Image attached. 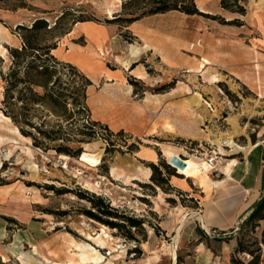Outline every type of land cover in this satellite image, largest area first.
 Returning a JSON list of instances; mask_svg holds the SVG:
<instances>
[{"label": "rangeland", "instance_id": "obj_1", "mask_svg": "<svg viewBox=\"0 0 264 264\" xmlns=\"http://www.w3.org/2000/svg\"><path fill=\"white\" fill-rule=\"evenodd\" d=\"M24 4L0 5L2 74L11 68L9 49L22 47L18 26L37 18L53 25L66 14L59 31L70 33L58 38L52 55L76 67L92 85L86 91L87 112L73 114L69 107L71 119L57 121L40 107L32 109L33 123L59 131L55 144L71 150L64 154L52 150L53 143L48 150L34 147L23 136V124L4 115L3 108L17 122L23 120V102L17 100L23 85L3 107L6 84L0 77V264H173L174 249L176 264H249L252 255L239 249H263L264 219L241 220L225 232L205 228L200 211L206 200L215 199V189L204 185L203 171L180 174L168 154L206 163L214 152L221 155L219 172L207 174L213 183L228 160L240 159L253 146L264 150V0H215L192 16L178 11L143 16L148 0ZM114 17L147 18L154 45L128 31L132 23L126 20L105 24ZM77 19L116 32L93 45L79 23L72 26ZM86 120L97 123L92 131L84 128ZM82 153L96 156L98 165L81 162ZM138 167L148 169L150 177ZM77 192L100 196L145 223L130 233L107 228L102 234V225L81 214L89 204ZM79 244L102 259L93 262L92 250L84 255ZM261 260L260 254L257 264Z\"/></svg>", "mask_w": 264, "mask_h": 264}, {"label": "trees", "instance_id": "obj_2", "mask_svg": "<svg viewBox=\"0 0 264 264\" xmlns=\"http://www.w3.org/2000/svg\"><path fill=\"white\" fill-rule=\"evenodd\" d=\"M26 0H0V5L5 3L19 4L18 8H24L23 2ZM221 7H225V2H221ZM145 12L143 16H151L156 14H164L171 11H178L186 15H201L197 10L194 0H148V6H144ZM66 14H63L57 21L51 25L45 19L37 18L28 26H18L17 29L23 34H19L22 42V47L18 49H9L12 57L11 68L8 73L2 74L0 70L1 80L6 84L3 107H6L9 100H13V91L17 85H23V97L21 91L18 92L17 100L23 102V120L17 122L16 117L11 116L5 108L3 113L7 117H11L15 123L23 124V136L31 138L33 146L50 149L57 153L70 154V149L62 144H55L60 139L59 131H45L40 126L32 122V109L37 106L46 111L51 117L57 121L68 120L72 118V112L69 107L74 108L73 114H83L87 112L86 91L92 84L90 80L82 74L76 67L68 63L58 62L52 55V51L57 49L58 38L70 33L69 28L59 31L61 21L64 20ZM141 17L123 19L114 17L111 20H106L105 24H113L122 20L134 23ZM90 22L86 19L73 20V25L77 23ZM0 63L2 60L0 59ZM65 80V82L63 81ZM40 89L41 92L37 90ZM22 119V118H21ZM88 130L92 131L97 124L96 122L89 123L85 121ZM27 128V129H26ZM37 133L36 134H34ZM81 149L76 151V156L79 155ZM159 185V184H157ZM55 193H61L62 190H57L53 186L48 188ZM77 197L88 202L89 206L81 210V214L94 222L99 223L111 230L126 229L130 233L131 229L141 227L145 222L119 212L113 208L111 204L100 196L89 194L88 192H77ZM66 215L67 212H62ZM264 219V197L256 204L251 214L245 219L243 224H249L253 221ZM129 235V234H128ZM130 238L132 236H129ZM261 244L263 249L249 251L245 248L239 249L241 252H248L253 259L249 264L259 263L260 254L264 264V230L261 233ZM137 251V250H135Z\"/></svg>", "mask_w": 264, "mask_h": 264}, {"label": "crops", "instance_id": "obj_3", "mask_svg": "<svg viewBox=\"0 0 264 264\" xmlns=\"http://www.w3.org/2000/svg\"><path fill=\"white\" fill-rule=\"evenodd\" d=\"M215 0H195L200 12L207 10L210 3ZM147 18L132 23L127 29L140 41H151V35H155L147 27ZM93 45H100L112 37L116 28L97 25L92 22L79 23ZM261 29L264 24L261 21ZM154 45L153 40L149 43ZM264 150L253 146L246 153L235 159V164L230 166L228 172L221 170V179L212 183L211 189H215V199L206 200L200 218L203 226L222 232L231 230L241 220H245L252 212L256 204L264 197V175L261 164Z\"/></svg>", "mask_w": 264, "mask_h": 264}, {"label": "bare ground", "instance_id": "obj_4", "mask_svg": "<svg viewBox=\"0 0 264 264\" xmlns=\"http://www.w3.org/2000/svg\"><path fill=\"white\" fill-rule=\"evenodd\" d=\"M205 63H207V62H205ZM201 67H203V66H201ZM213 79L215 80V82L217 81V77H213ZM3 117L5 120L9 121V118H7L5 116H3ZM230 145L235 146L236 149L239 151H243V148L236 146L233 143H230ZM220 150H222V149H220ZM173 156L180 158V156L177 154L169 153L168 154V161ZM185 156H186L185 159H181L183 161V163L185 164V167H184V169H181L178 167L179 173L186 176V177H191L192 175L198 176L203 171L204 172V177H203L204 185L206 187L211 186L212 183H210L211 181L209 180V178L207 176V174L209 173V170H210L209 165L206 162H204L203 160L194 158L193 156H188L186 154H185ZM80 161L83 163L89 164L91 166H97L99 163L98 158L96 156L86 154V153L81 154ZM233 164H235V159L228 160L227 164L222 168V171L227 173L230 166H232ZM138 173L143 175L144 177H146V179H148L150 177V171L148 169H142V168L138 167ZM101 227H102V234H106V232L104 230L107 229V227H105V226H101ZM181 227H182V222H181V225L179 226L178 230H180ZM100 238H101V234H98L96 237V240L99 244H102ZM78 248L83 252L84 255L88 252H91L90 250H92V252L94 253V257L91 258V260L93 262H99L102 259L101 255L98 252L94 251L93 249H90L89 247H86L85 245L79 244ZM172 260H173V264H176L177 255H176L175 249L172 251Z\"/></svg>", "mask_w": 264, "mask_h": 264}, {"label": "built area", "instance_id": "obj_5", "mask_svg": "<svg viewBox=\"0 0 264 264\" xmlns=\"http://www.w3.org/2000/svg\"><path fill=\"white\" fill-rule=\"evenodd\" d=\"M200 45V41L198 40L197 42H195L194 44H191L190 46H189V49H188V51L189 52H192L193 50H194V48L196 47V46H199ZM223 157L221 156V155H219V154H217V153H215L214 152V157L213 158H211L208 162H207V164L209 165V167H210V170H209V172H211L212 171V173H217V172H219V170H220V167L223 165V159H222ZM262 164H263V171H264V160L262 161Z\"/></svg>", "mask_w": 264, "mask_h": 264}, {"label": "water", "instance_id": "obj_6", "mask_svg": "<svg viewBox=\"0 0 264 264\" xmlns=\"http://www.w3.org/2000/svg\"><path fill=\"white\" fill-rule=\"evenodd\" d=\"M170 165L179 167L181 169H184L185 164L183 163V161L181 159H179L178 157L173 156L170 160H169Z\"/></svg>", "mask_w": 264, "mask_h": 264}]
</instances>
